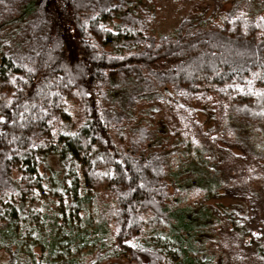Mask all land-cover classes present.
<instances>
[{
	"label": "trees",
	"instance_id": "1",
	"mask_svg": "<svg viewBox=\"0 0 264 264\" xmlns=\"http://www.w3.org/2000/svg\"><path fill=\"white\" fill-rule=\"evenodd\" d=\"M141 1L0 0V247L34 244L25 237L46 139L72 111L80 117L64 147L87 190L77 177L70 188L55 177L49 185L83 216L44 232L35 264H102L110 255L97 244L112 233L129 264H166L169 250L177 264L230 261L219 242L226 211L211 200L242 179L215 141L264 161V12L251 17L236 0L218 28L198 27L203 14H194L154 36L143 31ZM165 100L212 112L214 141L197 139L186 120L167 140L155 118ZM141 236L161 249L134 246Z\"/></svg>",
	"mask_w": 264,
	"mask_h": 264
},
{
	"label": "rangeland",
	"instance_id": "2",
	"mask_svg": "<svg viewBox=\"0 0 264 264\" xmlns=\"http://www.w3.org/2000/svg\"><path fill=\"white\" fill-rule=\"evenodd\" d=\"M239 9L247 11L251 17L264 12V0H240ZM236 0H142L138 14L144 18L146 24L144 32L154 36L176 33L184 18L194 14H203L202 21L197 24L202 28H218L234 9ZM161 108L156 111V122L163 126L162 135L168 140L171 133L184 126L197 139L214 141L217 130L216 119L212 112L208 114L176 108L171 100L159 102ZM75 112V110H74ZM149 117L141 112L139 118ZM80 117L71 116L65 121H57L51 134L46 139V147L39 166L43 176V186L38 189L34 200V213L37 220L34 227L25 237L31 241L23 245L20 251L16 244L0 247V264H35L42 261L45 254L43 233H56L69 229L81 222L80 216L71 213L64 204L66 197L56 196L51 192L49 181L52 177L62 180L70 188L75 177L80 183V193L86 192L82 169L74 156L65 149V139L77 127ZM226 162L233 169L236 176H240L242 184L227 187L214 197L211 202L223 208L224 227L221 230L222 246L230 252L228 264H264V161L253 159L248 152L237 144L229 141L218 142ZM244 178L249 179L245 182ZM111 193L105 190L99 197L102 202L111 200ZM114 233L109 239L100 241L97 246L109 260L102 264H129L122 258V252L114 251ZM136 246L161 249V242L156 239L141 236L131 241ZM87 252V251H86ZM85 252V253H86ZM97 251H95L96 253ZM166 254V264H177L172 250ZM94 256L83 255L82 260L88 263Z\"/></svg>",
	"mask_w": 264,
	"mask_h": 264
}]
</instances>
